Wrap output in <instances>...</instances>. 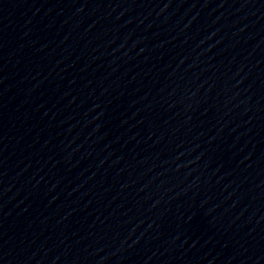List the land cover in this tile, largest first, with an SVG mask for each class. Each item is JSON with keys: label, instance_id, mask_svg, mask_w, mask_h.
Segmentation results:
<instances>
[{"label": "water", "instance_id": "95a60500", "mask_svg": "<svg viewBox=\"0 0 264 264\" xmlns=\"http://www.w3.org/2000/svg\"><path fill=\"white\" fill-rule=\"evenodd\" d=\"M0 264H264V0H0Z\"/></svg>", "mask_w": 264, "mask_h": 264}]
</instances>
